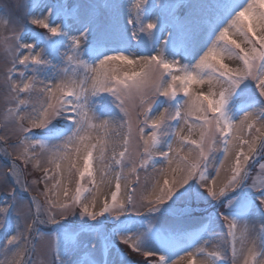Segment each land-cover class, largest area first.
Here are the masks:
<instances>
[{"label": "snow or ice", "instance_id": "obj_1", "mask_svg": "<svg viewBox=\"0 0 264 264\" xmlns=\"http://www.w3.org/2000/svg\"><path fill=\"white\" fill-rule=\"evenodd\" d=\"M12 8L0 264H44L41 247L49 264H134L120 245L136 264H264V0ZM30 164L44 187L25 203Z\"/></svg>", "mask_w": 264, "mask_h": 264}, {"label": "rangeland", "instance_id": "obj_2", "mask_svg": "<svg viewBox=\"0 0 264 264\" xmlns=\"http://www.w3.org/2000/svg\"><path fill=\"white\" fill-rule=\"evenodd\" d=\"M25 0H0V7H6L8 8L10 11H15L12 6L13 5H17L20 3H24ZM155 2L157 4H159L161 2V0H155ZM4 13L0 12V15H3ZM38 31H42L39 30ZM3 65V56L0 55V67H2ZM3 92L2 89H0V97H2ZM3 110V103L2 100H0V111ZM231 161V157L229 158ZM8 164L7 161H5L2 157H0V173H3V171L7 168ZM96 167H98V163L96 165H94ZM226 168H227V164H226ZM42 175V173L35 171L32 168V165L30 164L27 168H22V172L20 175V179L22 182L27 183V185L29 186V188L31 189L30 193H25L24 194V201L25 203H27L29 196L30 195H37L40 191L43 190V183H40L38 185H34L32 183L33 180L35 179H39V177ZM143 176V174H141ZM227 175V173L225 171L221 172V180H223L225 178V176ZM74 182L72 187H75V177L73 178ZM14 187L11 179H9V181L7 183H0V199H6L7 198V193L11 190V188ZM114 190V185L112 187H109L107 185H105L102 188V196L103 195H108L110 197L111 191ZM41 200H43V197H40ZM99 207V205H98ZM28 214V209H22V217L27 216ZM195 220L193 221H189L185 226L186 227H193L195 225ZM256 223L258 224L259 221L257 220ZM24 227V223L22 220L21 223V229L23 230ZM43 230H47L46 228H44ZM217 233H218V238L214 239L212 241L213 244L219 243L220 241H222L224 239V232L220 227H217ZM120 247L122 248L123 251L128 252L131 260L134 262V264H136V262H139L140 260H142V257H139L138 255H136L135 253H132L130 249H128L126 246L124 245H120ZM211 250V249H210ZM34 259H36V257H34ZM39 259L41 261L44 262V264H49L51 257L50 254L48 253L47 249L45 247H41L40 251H39ZM184 264H186V262H184Z\"/></svg>", "mask_w": 264, "mask_h": 264}]
</instances>
